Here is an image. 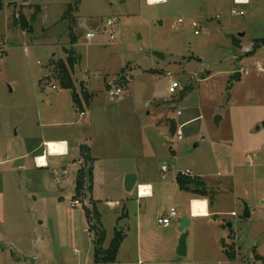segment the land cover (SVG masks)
Returning a JSON list of instances; mask_svg holds the SVG:
<instances>
[{"label":"rangeland","instance_id":"obj_1","mask_svg":"<svg viewBox=\"0 0 264 264\" xmlns=\"http://www.w3.org/2000/svg\"><path fill=\"white\" fill-rule=\"evenodd\" d=\"M73 1L0 0V264L93 262L95 235L84 207L93 204L88 198L72 207L75 192L57 184L64 183V166L77 174L78 149L90 140L106 158L103 166L132 168L139 183L154 189L153 198H138V187L126 191L120 173L109 194L126 209L97 204L104 246L116 229L126 234L118 264H264V45L244 52L264 37V0H80L66 14ZM17 13L30 22L26 30L13 24ZM110 19L115 39L104 30ZM88 31L95 37L87 39ZM65 47L76 58L79 101L54 70L67 61ZM236 71L241 76L231 82ZM175 81L180 85L171 93ZM83 87L92 94L89 104ZM117 87L123 92L111 98ZM50 139H66L71 152L39 167L34 156ZM19 157L25 161L14 167ZM187 169L212 192L177 188ZM191 195L207 201L209 216H191ZM172 207L177 216L160 225ZM184 216L191 224L187 254L180 256ZM225 250H235L236 258Z\"/></svg>","mask_w":264,"mask_h":264},{"label":"trees","instance_id":"obj_2","mask_svg":"<svg viewBox=\"0 0 264 264\" xmlns=\"http://www.w3.org/2000/svg\"><path fill=\"white\" fill-rule=\"evenodd\" d=\"M12 1L16 2V0H12ZM79 3H80V0H74L72 4H69L66 14L68 13L71 14L77 8ZM36 8H37V11L40 10L39 5H37ZM34 18H35V15L33 16V19ZM13 24L15 26H20L21 28L25 30L29 28V26L31 25L28 19L25 17V15L22 13L18 19H15L13 21ZM71 37H72L71 44H74L77 41V38L74 33H72ZM255 43L264 44V38L256 39ZM65 52L67 54V61L62 60V59L59 60L54 70L57 73L56 77L59 79L62 87L73 90V95L76 101H79V97L78 95H76V91H75L74 80L72 78V71L74 70V67H75L76 58L74 56L73 49L65 47ZM83 94H84L86 102L90 103L92 94L89 93L87 90H85L84 87H83ZM173 130L176 131L177 129L173 127ZM88 150L89 149L85 146L81 147V151L85 159V167L80 168L78 170V176H77V181H76V195L77 196H81L82 191L85 188L86 176H89L90 178L92 176L93 159L88 154L89 152ZM177 182L181 190L192 191L193 189H191L189 185L193 184L197 187L193 190L195 193L200 194L202 196L207 195L205 192L199 189V186H204V181L200 177H192L191 175L186 176L183 174H179L177 176ZM92 204H93L92 208L85 206L86 217L90 224L89 230L93 231L95 235V239L93 240L94 242L93 262L87 263V264H116L118 253L121 248V245L124 242L126 234L124 231L117 229L115 231L113 238L110 241L109 246L105 247L104 244L107 239V231L101 221V215L97 211L96 203L93 202ZM124 214L125 216L127 215L126 212ZM225 252L229 259L233 260L236 258L235 250H225Z\"/></svg>","mask_w":264,"mask_h":264},{"label":"crops","instance_id":"obj_3","mask_svg":"<svg viewBox=\"0 0 264 264\" xmlns=\"http://www.w3.org/2000/svg\"><path fill=\"white\" fill-rule=\"evenodd\" d=\"M163 2H165V1H163ZM251 2H252V0H250L249 4ZM150 4H152V3H150ZM259 39H261V38H259ZM255 44H259V43H255V41H254V45ZM260 44H262V43H260ZM263 45L264 44H262V47H263ZM253 46H249V48L247 46L246 47L249 50H251L253 48ZM261 48H259V49H261ZM248 49H245V50H248ZM49 141H61V142H65L66 143L65 149H64L63 153L53 154L52 155L51 153H48V151H47V145H46V149L43 151L42 154H39V155H35L34 156L35 157L36 164L39 167H49L50 166V163H49V160H48L49 157H54V156H68L70 154V152H71V144L66 139H60V140L50 139V140H45L44 141V144H47V142H49ZM91 142H92V140H90V144H82L79 147V149H78V151L80 153V159H79V166H80V168H84L85 167V159H84V156L82 154L81 147H83V146L87 147L89 149L88 150L89 151L88 154L93 159V162H92V169H93L92 170V176H91V178L89 176H86V178H85V188L82 191L81 196H77L76 195V181H77L78 172H77V174H74V175L73 174L71 175V173L67 174L66 173L68 171V167L67 166H64L63 167V171H65L64 175H66V176H64L65 177L64 183L57 181L58 189L65 190V189H68L69 188V189L73 190L75 192L74 193V196H73V199L78 198L80 200L81 204L85 203L86 200L89 198V202L90 203L95 202L96 203V206H97V204H99V202H104L111 209H116V208L124 209V208H126L125 205L122 206V203L119 200H114L113 198H111V196L109 194L110 193L109 190H111V188L108 187V186H111V184H110L111 179L112 178H116L115 177L116 175H118V174L121 173L122 179H124V177H126L127 174H130V173L135 174V173H137V171H134L132 168H124V169L119 168V170L116 171V169H115L116 167L113 166V164L110 163V162H109L110 165L112 164L113 167L108 166L107 164L103 166V162H104V160L106 161V158H103L101 155L95 154V151H94L93 146L91 145ZM40 155H44V156L47 157V166H41V165H39L38 158H39ZM106 163H107V161H106ZM112 170H113V172H111ZM139 179L140 178H139V173H138L137 182H136V185H135V187L136 186L138 187V191H139V186L141 187V185H147V186H150L151 187V192H150V195H145V196H142L141 193H140L141 196H138V198H143V199H145V198L146 199L153 198V196H154V189H152L151 183L150 182H141V183H139L138 182ZM124 185H125V181H124ZM176 187L180 189L178 182H177ZM114 188H115V186L113 187V189ZM116 188H118V189H120L122 191V189H121L122 187H116ZM195 188H197V187H195ZM60 199H64L63 196H60ZM193 199H197V198H195L194 195H191L190 198H189L191 216L202 217V216L194 215V213L192 212L191 205H192ZM57 204H58V208L61 209L60 212H62V209H63V206L64 205L62 204L61 201H58ZM85 206L90 207V205L84 204V207ZM207 207H208V212L210 213V208H209V204L208 203H207ZM61 216H62V214L60 215V217ZM114 234H115V232H114ZM116 264H118V261H116Z\"/></svg>","mask_w":264,"mask_h":264},{"label":"built area","instance_id":"obj_4","mask_svg":"<svg viewBox=\"0 0 264 264\" xmlns=\"http://www.w3.org/2000/svg\"><path fill=\"white\" fill-rule=\"evenodd\" d=\"M25 2H23V5H27L28 3L26 2V0H24ZM249 2H250V0H234V4L235 5H246V4H249ZM232 14H234V15H244L245 14V12H244V10H242V9H237V8H233L232 9ZM16 18H19V13H17L16 14ZM179 21L180 22H182V19H179ZM113 24H114V22H113V20H109L108 22H107V24L104 26V30L106 31V32H109L110 33V39H115V33H114V31L110 28L111 26H113ZM193 26L194 27H197L198 26V24L196 23V22H193ZM199 31L198 30H195V33L197 34ZM95 37V33L93 32V31H88L87 33H86V38L87 39H92V38H94ZM179 82H172L171 84H170V86H169V91L171 92V93H174L175 91H176V89L179 87ZM53 87L55 88L56 87V85H53ZM123 92V90H122V88L121 87H117L115 90L114 89H110L109 90V94H110V96H111V98H116V97H118L121 93ZM181 112L179 111L178 112V114H180ZM80 115L81 116H85L86 115V112H85V110H81L80 111ZM176 134H177V137H178V139H182V135H183V133H182V130H181V128H178L177 130H176ZM162 170L163 171H167L168 170V166L167 165H163L162 166ZM183 175H192V171L191 170H189V169H187L185 172H183L182 173ZM140 187V186H139ZM138 196H141L140 195V191H138ZM81 204V202H80V200L78 199V198H76V199H73L72 201H71V206L72 207H75V206H77V205H80ZM174 216H177V210H176V208L175 207H172L170 210H169V215L168 216H164V217H159L158 218V223L160 224V225H162V226H164V227H168V226H170V223H171V218L172 217H174Z\"/></svg>","mask_w":264,"mask_h":264},{"label":"water","instance_id":"obj_5","mask_svg":"<svg viewBox=\"0 0 264 264\" xmlns=\"http://www.w3.org/2000/svg\"><path fill=\"white\" fill-rule=\"evenodd\" d=\"M239 36H244L245 35V32H239L238 33ZM262 47V44H255L253 46V48L251 50H245V54H256L257 53V50L259 48ZM158 57L164 59V54L160 53V52H156L155 53ZM241 76V71H236L232 78H231V82L235 81L237 78H239ZM220 116H217L215 118V122L218 124L219 123V120H220ZM264 125V123H263ZM25 159L24 157H19L18 159H16V161L14 162V167H20L21 165H23ZM136 182H137V175L136 174H133V173H130V174H127L126 177H125V189L128 191V192H131L135 185H136ZM203 192H207V193H211L212 192V188L211 187H204V186H201L200 188ZM251 215L250 213V209H249V205L245 202V210H244V217L245 218H249ZM179 222L181 223L180 224V230L183 231L181 237H180V240H179V244H178V248H177V253L180 255V256H185L187 254V246H186V240H187V236H188V232L185 230L187 227H189V225L191 224V221L190 219L187 217V216H184L182 218L179 219ZM228 226L231 228L232 227V223L229 222L228 223Z\"/></svg>","mask_w":264,"mask_h":264},{"label":"bare ground","instance_id":"obj_6","mask_svg":"<svg viewBox=\"0 0 264 264\" xmlns=\"http://www.w3.org/2000/svg\"><path fill=\"white\" fill-rule=\"evenodd\" d=\"M149 3H160L166 0H147ZM47 151L48 153L53 154H60L63 153L65 149V142L61 141H49L47 142ZM38 163L41 166H47V157L44 155H40L38 158ZM139 191L142 196L150 195L151 187L147 185H141L139 187ZM192 212L194 215L198 216H209L208 207H207V201L205 199H193L192 205H191Z\"/></svg>","mask_w":264,"mask_h":264}]
</instances>
